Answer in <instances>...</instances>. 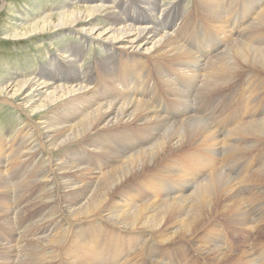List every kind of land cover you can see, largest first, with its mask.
Masks as SVG:
<instances>
[{
    "label": "bare ground",
    "instance_id": "bare-ground-1",
    "mask_svg": "<svg viewBox=\"0 0 264 264\" xmlns=\"http://www.w3.org/2000/svg\"><path fill=\"white\" fill-rule=\"evenodd\" d=\"M129 1H135L144 10L153 4L155 5L153 11L160 8L161 15L167 10L159 3L160 0H71L69 4L87 2L91 4V2H95L96 5L76 7L71 10L63 7L65 11L46 13L44 18L24 32L15 34V36L16 39L20 38L19 40H22L45 33L58 34L57 32L62 33L71 29L81 38L88 39V42L103 41L105 46L110 48L111 57H109V60L111 61L114 58L119 59L116 54L120 50H131V52L126 50L124 52L126 61L125 59L119 60H123V63L128 60L132 62L131 68L139 76L144 75L142 72L145 69H143V65L147 67L146 62L149 56L154 59H161V61L167 59L166 61H171V65L170 63L165 64L166 61L158 63L157 66L153 65L156 70V77L163 90L173 99L176 98L174 101L179 103L170 105L167 103L168 101L164 102L161 93L158 95L156 89H151L154 87L153 83L139 87L138 84L141 79L136 82L135 86L129 84V87L125 89L127 90L126 93H123L115 85V78L110 75L104 76L106 85L97 83L91 86V83L86 79L85 72L79 71L76 72L78 76L76 73L72 76L70 70L65 73L66 75L64 74L65 77H63L64 75L62 77L55 75L51 78L50 76L43 78L44 72L42 70L38 72L37 76L39 78L37 80L18 81L14 85L2 87L0 92L3 93V102L14 104L26 114L30 120L26 126L30 127L36 137V140H34L36 145H34L47 150L50 156L49 159L52 164L50 167L52 168L48 172L62 176L60 181L62 180V189L65 194L64 207L68 211L66 213H69L72 219L79 222L89 219L104 220L114 226L116 230L111 240L114 241L116 251L120 254H122L124 247H122V243H124L126 236H129L130 241H132L129 246H132V250H138L137 247L140 246L139 253L141 252L140 255L147 258L149 264H189L184 261L176 263L172 257L167 260L166 256L164 258L162 251L169 250L168 245H180L179 243L182 241L195 238V235L201 231V235L205 234L203 239H199L200 245L197 246L196 252L203 256L206 255L213 263L264 264V242L254 246L251 243L233 254L236 246L233 247L231 244H227V237L218 231L219 225L217 223L216 225H210V221L216 219L217 216H225V218L228 216L231 222L230 225L237 227L239 225L240 229L243 227L245 230L254 232L261 219L264 218V201H261L264 198V190L258 193L260 187L256 186V183L264 182V168L255 170L251 174H245L246 172L242 174V156H244L242 153L245 154L254 146L264 142V109L261 112V117L254 110L247 113L248 109L252 107L250 106L252 104L251 99L248 96L246 101L239 103V108L232 114L231 118L220 122L219 119H215L214 108H206V106L200 108L201 105L196 104L199 89L195 87V83H201L203 92H201V95H210V92L221 90V86L225 87L227 85L228 87V83L234 80V76L239 74L241 69L242 72L244 70L264 72V37L261 35L264 32V0H247L248 4H251L250 7L246 4L247 2L243 1L240 10H234V8L224 10L225 15L228 16L226 19L228 21L227 28L230 30L231 36L228 45H226V41L229 35L223 34L220 36L214 29H206L204 25L191 26L187 30L182 29V32H179L182 38L181 41H184L183 44L189 49L172 37V34L163 33L161 29L153 26V24L149 26L150 21H153L149 19L152 18L151 16L146 17L137 13V17H129L127 9L132 7V3H129ZM201 2L203 6L199 5L207 13L221 7V4L218 5L212 0H201ZM260 6L262 8L257 11ZM4 7V0H0V15ZM99 16H104L109 24L98 26ZM222 16H217L213 21L215 27L224 31L226 30L225 21H222V23H220L221 20L218 21ZM153 17L155 18L153 22L158 24L161 17ZM137 21H141L140 24L147 25L135 26V24H128ZM81 51L82 47L79 48V51L77 49V54ZM215 55L217 56L212 58ZM109 60L104 63V68L108 69L111 63H109ZM166 66L188 74L189 78L186 79L178 73H173L172 76L167 78V73L163 72V69H165L163 67ZM63 69L52 70L57 73L58 70ZM145 75L147 77V74ZM67 76L69 79H66ZM48 78L53 83H48ZM119 81L121 82V80ZM13 86L15 88L14 94L10 97ZM247 87L249 88V85ZM259 88L261 91V87ZM241 92L243 93V90ZM256 93L260 92L255 91L254 96ZM42 94L45 95L43 99L39 98ZM243 98L245 99V96ZM143 99H149L151 103L153 101L156 108ZM39 102L40 104L36 105ZM257 103L255 102V104ZM29 109H32L31 113ZM217 112L219 113V111ZM43 114L44 116L39 118V122L34 120V117ZM216 116L218 115L216 114ZM114 130L116 131L113 133ZM100 131H106L107 137L104 138L103 136V142L112 141L116 146H121L124 151L131 153L125 156L118 152L119 158H124L121 159L122 162L119 168L93 177L85 187L77 186L78 183L69 181L68 176L72 174V170H76L81 174L86 169H83L84 167L78 169L76 165L68 164L72 161L70 160L67 163L66 156L59 160L61 162L55 161L56 163H54L53 154L81 141H89L93 138V135ZM138 136L141 137L140 140L137 139ZM103 142L102 139H98V142H96L98 145L95 143L96 145L91 146L90 143L87 144V147L99 146V148H105L106 145ZM190 146L191 149L186 150L187 152L183 155L175 156L178 152L185 151V148ZM135 150L138 151L134 152ZM24 151L26 152V150ZM36 151L38 152V150ZM71 157H75V155L71 154L67 159ZM150 167H161L159 169L161 175L158 173L146 177V180L142 183L144 189L141 188L140 190L138 188L139 191H136V193L131 190L128 193L115 194V190H120L119 187L125 182ZM79 174L76 176V173L75 176L79 177ZM46 176L45 179L49 175ZM173 178H175V181L172 180ZM0 183H3L1 177ZM253 189H257V191L255 190L256 193H252ZM143 190L144 194L141 193ZM70 193H74L77 197L70 198ZM148 196L152 199H149V202L145 204L142 203L144 205H140L139 201ZM111 199L115 200H112V205H108ZM61 240L60 237L56 236V238L49 239L46 246L48 244L51 245L50 247L54 246L53 251L56 252ZM153 242H156L159 246L158 249H161L158 251L159 254L154 251V248L152 249L151 244ZM98 247L97 245L96 248ZM176 248H179V246ZM90 251L88 252L86 248L79 250V256L84 253L89 255V259L75 261L71 264H102L98 260L100 259L98 254L96 255L98 259L95 258L98 261L94 262L92 260ZM180 251L182 252V249ZM98 253L101 254L100 250ZM171 253L167 254L170 255ZM120 256L117 258H120ZM43 258L45 259V257ZM114 264H119V259H116ZM121 264H137V262L129 261Z\"/></svg>",
    "mask_w": 264,
    "mask_h": 264
},
{
    "label": "rangeland",
    "instance_id": "rangeland-1",
    "mask_svg": "<svg viewBox=\"0 0 264 264\" xmlns=\"http://www.w3.org/2000/svg\"><path fill=\"white\" fill-rule=\"evenodd\" d=\"M70 1L71 0H4L5 7L3 8L1 15H0V88L14 85L18 81L37 80L39 78L37 76L38 72L42 70L44 72L43 78H47L46 76H50L51 78L52 76H55V75H59L60 77H62L65 73H67L70 70L72 71L71 72L72 76L76 75L77 74L76 72H79V71L85 72L87 76L86 79L89 83H91V86H94L97 83L98 84L103 83L104 85H106L107 84L105 83L106 81L104 82L105 77L107 75H110L112 78H115V81H114L115 85L118 88H120L123 93H126L125 91L127 90L125 89L129 87V84L130 85L132 84L131 86H135L136 82L141 79L138 84L139 87H142L146 84L153 83L154 87H152L151 89H156V91H158L157 92L158 95L159 93H161V96H162L161 98L163 99L164 102L168 101L167 103L170 105L179 103V102L176 103L174 101V99L176 98L173 99V97H171L168 93H166L163 90L161 83L156 77L157 76L156 70L153 65L157 66L158 63L165 62L167 59L165 61H161V59H158V58L154 59L151 56L147 55L149 56L146 62L147 67L143 65V69L144 68L145 69L142 71L144 75L147 74V77H146V75L139 76L138 74H135L136 72H134L131 68L133 63L130 62L129 60L126 63H123L124 62L123 60H119V59H125L126 61V56H124V52L125 50L127 52H131V50L129 51V49L123 48L124 50H120L118 54H116L117 55L116 57H118L119 59L114 58L111 61L109 60V57H111L110 48H107L103 41L96 42L94 40L93 42L91 41L88 42L87 41L88 39L81 38V36H79L77 33H74L73 30L71 29H70L71 31L69 30V31L62 32L63 34L61 32H57L58 34L51 32V33H45L43 35H37L29 39L28 38L22 39V40H19L20 38L16 39L15 34H20L24 32L27 28L31 27L32 25L37 23L39 20L44 18V15L46 13L48 14L57 13V12L65 11L64 9L71 10L73 8L82 7V6H94L96 5L95 2H97V1L91 2V4L89 2L69 4ZM137 1H140V0H137ZM214 1L218 5L221 4L220 5L221 7H218L219 10L218 9L211 10L210 12H208L210 16L207 12H204L202 10V7L200 5L203 6V3L201 2V0H160L159 3L163 5L164 9H167L166 11H164L165 13H162V15L160 14L161 13L160 8H158V10L156 11H153V9L155 8V5L153 4L151 6L146 7V10H144V9H141L139 7V4H137L135 1H129V3H132L131 4L132 7L127 9V15L129 17H132V16L137 17L138 16L137 13H140L142 16H146V17H149V16H151L152 18H154L153 16L161 17L158 21V24H155L153 22L155 21V18L154 19L149 18L153 20V21H150L151 24L149 26H152L153 24V26L161 29L163 33L172 34L173 36L172 35L171 36L176 38L184 47L186 46L183 44L184 41H181L182 38L180 35V33L182 32V29L187 30L191 26H199V25H204L206 29H211V30L214 29V31L218 32L220 36H222L223 34L229 35V38L226 41V45H228V43H230L229 41L231 39V36L229 32L230 30L227 28L228 21L226 19L228 18V16L225 15L224 10L232 9V8H234V10L235 9L240 10L241 8L240 6L242 5L241 2L244 3L243 1L247 2L246 4L249 7L251 6V4H248L247 0H212V2ZM261 8L262 6H260V8H258L257 11ZM51 10H54V11L50 12ZM219 15L221 16L223 15L222 17L224 19L221 17L218 19V21L221 20L220 23H222V21H225L226 23V30L224 31L218 27H215V22L213 21ZM103 18L104 16L98 17V22H97L98 26L109 24V21ZM128 22H129V19H128ZM177 22L179 23L177 24ZM140 23L142 22L137 21V22H130L128 24H135V26H146L147 25L144 23H143L144 25ZM246 30H243V31L245 32ZM261 35L262 37H264V32ZM81 47H82V51L79 54H77L78 53L77 49L79 51V48L81 49ZM186 48L189 49L188 47ZM73 53L75 54L73 55ZM217 55L213 56L212 58L216 57ZM107 60H109V63L111 62L108 69L103 67L105 66L104 63ZM170 62L171 61H166L165 64H169ZM75 64H76V67H75ZM50 68H52L53 70L58 69V68H61V69L64 68V69L58 70L56 73V71H53ZM163 68H165L163 69L164 70L163 72L167 73V78L169 76H172L173 73H178L182 75L183 77H185L186 79L189 78L188 74L182 73L179 70H174L169 66H166ZM65 75L63 77H65ZM263 76H264V72H261V71L251 72V70H244L242 72V69H241L239 74L234 76L236 79L234 78L232 82L228 83V87L227 85H225V87L221 86L222 89L219 91H216L217 93L210 92L209 93L210 95L205 94V96L201 95L202 84L199 82L195 83L196 84L195 87L199 89V92L197 93L196 104H198L199 106L201 105L200 108H204L205 106L206 108H214L213 113H215V119L216 120L219 119L218 121L223 122L226 119L231 118L232 114H234L236 110L239 108V103L241 101L242 103L246 101V97L249 96L251 99V103H252L250 105L252 107L250 108L252 109L249 108L247 113L253 112L251 110H254L258 114V116L260 115L259 117H261V112L264 109L263 108V105H264V94H263L264 93V90H263L264 77ZM66 79H69V77L67 76ZM131 79H132V83H131ZM49 80L50 79L48 78V81H47L48 83H53L52 81H49ZM119 80H121V82ZM248 85H249V88L247 87ZM259 87H261L262 92L259 90L260 89ZM157 88H160V89H157ZM237 88H239L240 90L239 89L237 90ZM14 90L15 88L13 86V89L11 90L10 95H9L10 97L14 94ZM242 90H243V93L245 94L241 92ZM159 91H162V92H159ZM237 91H240L241 93ZM255 91L260 92V93H256L255 96H257L258 98L259 97L261 98L259 99L257 97L255 98L254 96ZM238 93L240 94V97ZM241 94H242V98H241ZM243 95L245 96V99L243 98L244 97ZM2 97H3V93L0 92V98H1L0 99V177L3 180V183H0V264H43V263L44 264H71L75 261H85L89 259V255L84 254V253L83 254L81 253V255L79 256V253H80L79 250L81 251L84 248H86L88 252L91 250L90 251V254H92L91 258L94 262L100 260L102 264H114L116 259H119V264L123 262L127 263L129 261L137 262V264H149V262L147 261V258L145 256L140 255L141 254V252L139 253L140 246L137 247L138 250H132L131 248L132 246L131 247L129 246L130 245L129 243L132 242L130 241L131 238L129 236H126L124 243H122V247L124 246L122 250V254L116 251L114 241L111 240L112 235L116 229L114 228V226H111V224L107 223V221H104V220L95 221V220L89 219L90 221L83 220L82 222L80 221L81 222L80 223L79 221L72 219L69 213L68 214L66 213L67 210L64 207L65 194H64V190L62 189L63 188L61 184L62 180L60 181V177L62 176L57 175L56 173L52 174L51 172H48V171H51V168H52L50 167V165H52L49 159L50 156L47 150L43 148L41 149L35 146L36 141L34 140H36L35 139L36 137L34 136L33 131L30 130V127H27L28 125L26 126V124L30 122L26 114H24L22 110L18 109L14 104L3 102ZM44 97L45 95L43 94L39 96V98L41 99H43ZM253 99L255 100L257 99V100L255 101ZM143 100L150 102V104H152V106L156 108L153 101L151 103V100L149 99H143ZM255 102H258V103L255 104ZM39 104L40 102L37 103L36 105H39ZM29 110L28 111L31 113L32 109H29ZM217 111H219V113ZM216 114L218 116H216ZM43 116L44 114L38 117H34V120H36V122H39L40 121L39 118ZM115 131L116 130H114L113 133ZM24 132L27 134H25ZM105 133L106 131L97 132L95 135H93V138H91V140L89 141L87 140L81 141L78 144L76 143L72 146H69L66 149L61 150V152L60 151L54 152L53 154L54 163L61 162L59 160L66 156L65 159L67 160V163L70 160L72 161V162H69L68 164L76 165L78 169H82L83 167H84L83 169H86L85 172L81 174H79L76 170H72L71 172L72 174L68 176L70 179L69 181L78 183L77 186L80 185V186L85 187L87 183L92 180L93 177H96L97 175L98 176L102 175L103 173H108L120 167L121 162H122L121 159L123 157L119 158L118 152H121L120 154H124L125 156L131 153L129 151H124V149H122L121 146L119 147L118 145L116 146L114 143H112V141L103 142L104 138L107 137ZM98 139H102L103 144L106 145L105 148H99V146H96L94 148L87 147L88 146L87 144H90V143H91V146L94 145L96 142H98ZM137 139L140 140L141 137L138 136ZM31 140H33L34 143ZM28 141H30V143H28ZM23 142H24V145L25 144L27 145V146L25 145L26 147L23 145ZM259 144L254 146V148L245 152V154L242 153V155H244L242 156V174L244 172H246L245 174H251L255 170L264 168L263 167L264 166V142L263 143L261 142ZM189 148L191 149V146L188 148H185V151L183 150L181 152H178L175 156L183 155L185 152L188 151ZM34 149L38 150V152L35 150L32 153ZM24 150H26V152ZM104 150L109 151V152L105 153ZM136 151L138 150H135L134 152ZM28 154L29 156H27ZM71 154H74L75 157L77 155V157L76 158L71 157L67 159V157H69ZM28 158H30L31 160ZM114 160H117L116 161L117 163ZM160 168L161 167L159 168L150 167L146 169L144 172L140 173L138 176L132 177L128 182H125L121 187H119L120 190L118 189L115 190V194H118L120 192L128 193L131 190L133 191V193H136V191H139L137 190L138 188L140 190L141 188L144 189V186L142 185V183L144 180H146L145 178L157 175L160 172L159 170ZM78 174L80 176L76 177L78 176ZM46 175L47 176L49 175L48 176L49 179L44 178ZM90 176L92 177L90 178ZM172 180L175 181V178H173ZM257 185L260 187V189L258 190L259 191L258 193H261L260 191L264 190V182H261V183L258 182L256 183V186ZM255 190L257 191V189H253L252 193H256ZM141 193L144 194V190ZM72 194L74 193L69 194L70 198L77 197L75 196V194L74 195ZM59 196H61L62 198ZM57 197H59L60 199ZM149 199H152V198L150 196H148L147 198H143L141 201H139V204L144 205L145 203L149 202ZM262 199L263 200L261 201H264V198ZM112 200H115V199H111V202L108 203V205L113 204ZM66 219H69V220H66ZM227 220H229L228 216L227 218H225V216H217L216 219H213L210 221V225H213V224L216 225L217 223L219 225L218 231L221 232V234L226 235L227 237L226 239L227 244H231L233 247L236 246V249L233 252V254H236V252L240 251L242 247H245L246 245L248 246L251 243H252V246H254V245H258L264 242V229H263L264 228V224H263L264 218L261 219V221L259 222L257 226V229H259V227L261 226L260 229L259 230L256 229L254 232H251L250 230H245L243 227L242 229H240L239 225L238 227L230 225L231 223L230 220L229 221ZM200 232L197 235H195V238L188 239L187 241H184V242L182 241L181 243H179L180 245H182L181 246L182 248L178 244L168 245L169 250H165L164 248H162L165 250L164 252L162 251V253H164L163 254L164 258L166 256L167 260H169L172 257L174 259V262L176 263L177 262L180 263V261H184V262H188L189 264L192 262L195 264H215L206 255L203 256L202 254H199L196 252L197 246L200 245V240L204 238V234H205L204 233L201 235ZM243 232L245 235L243 234ZM55 235L57 237H60L63 240V241L61 240L60 245L58 246L59 248L56 252L53 251L54 246L50 247L51 246L50 244L46 246V242H48L49 239L51 240L54 237L56 238ZM38 243H41V244H38ZM97 245L99 246L98 248H96ZM156 245L157 243L153 242L151 244V247L152 249L154 248V251L157 254H159L160 252L158 251H160L161 249H158L159 246L158 245L156 246ZM177 246H179V248H176ZM180 248L182 249V252L180 251L181 250ZM99 250L101 254L98 253ZM172 250L174 252L176 251L175 254ZM169 252L170 253L172 252V253L168 255L167 253ZM97 254L99 255L98 257H100V259L97 258L96 256ZM119 255H121L120 258H117ZM138 255L140 257H137ZM43 257H45V259ZM95 258H97L98 260Z\"/></svg>",
    "mask_w": 264,
    "mask_h": 264
}]
</instances>
